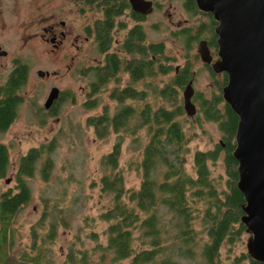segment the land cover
<instances>
[{"label": "rangeland", "instance_id": "rangeland-1", "mask_svg": "<svg viewBox=\"0 0 264 264\" xmlns=\"http://www.w3.org/2000/svg\"><path fill=\"white\" fill-rule=\"evenodd\" d=\"M37 1L0 0V10L5 20L3 26L0 23V39L5 43L11 42L14 53H18L22 61L29 65L26 82L20 91L23 96L18 105L17 117L0 134V141L9 150L8 171L0 178V194L9 188L16 190L18 164L23 154L34 146L44 144L48 150L53 147L52 142L55 144L54 150L50 152L53 167L49 177L46 178L41 172L42 160L49 155L45 150L37 162L34 174L27 178L32 197L22 206L12 223L11 248L18 260H21L20 257L25 252L36 253L41 245L44 258L51 260L52 264H70V252L75 253L77 258L87 253L88 264H130L131 257L114 260L112 251L104 252L100 246L107 243L105 231L110 223L101 219L100 213L113 204L112 195L102 189L101 177L104 172L109 171V167L103 164V156L113 149L118 137L123 136L119 167L123 171L126 186L139 187L142 176L140 162L143 147L149 139L148 130L142 127L133 134L112 130L104 137L96 134L94 127L87 123L88 116L101 114L105 105L112 114L118 102L111 97L109 89L89 95V78L82 76L79 71L71 73L61 60L52 61L51 57L46 56L41 42L34 41L26 45L24 38L27 33L37 29L33 24L38 11ZM156 1L158 4L149 16L148 39L165 42L166 56L169 57L167 63L173 67L192 59L197 69L194 87L198 94L193 99L197 105V113L190 116L185 112L178 117L189 138L186 170L196 175L194 152L197 149L215 148L224 138L218 123L204 117L198 97H211L216 93V80L220 76L212 75L202 60L195 57L198 39H191V48H188L187 37L180 29L193 26V35L197 34L202 28L208 27L207 16L191 13L184 0ZM208 34L209 32L204 31L201 35ZM97 56L95 46L88 44L86 65L95 63ZM11 67L12 62H8L7 58L0 59V84L5 83ZM39 68L51 72L58 70V73L45 79L37 73ZM173 75L174 70L145 80L151 86L147 98L128 101L136 109L133 121H137L138 113L147 100L153 106L166 104L155 92V87L164 86ZM114 84L112 82L110 87ZM52 85L65 91V97L57 103L55 111L44 106ZM144 85L138 84V87L142 88ZM183 90L184 88L180 89L179 95L184 102ZM87 99L88 102H85ZM94 100L97 102L95 106L89 107L86 104ZM224 155L225 150H222L219 159L210 164L220 189L226 186L227 179ZM51 225L56 228V232L52 238L47 239ZM196 227L202 228L199 222ZM135 235L138 236V231ZM250 236L251 233L245 231L233 243L224 244L221 256L225 264H248L246 259L238 261V258L244 252L249 253L247 241ZM33 245H36L35 249ZM144 246L149 247L148 244L135 240L136 250Z\"/></svg>", "mask_w": 264, "mask_h": 264}, {"label": "trees", "instance_id": "trees-1", "mask_svg": "<svg viewBox=\"0 0 264 264\" xmlns=\"http://www.w3.org/2000/svg\"><path fill=\"white\" fill-rule=\"evenodd\" d=\"M184 4L191 13H203L208 18V27L202 28L197 34L193 35V26L183 28L181 32L187 37V47L191 48V39L199 41L200 37L205 36L209 44L216 48L217 34L214 27L217 21L212 13L200 11L195 0H185ZM204 31L209 34L201 35ZM141 34L140 29L135 30L137 41L143 38ZM139 49L136 45V51ZM150 50V67H146V60H137L132 73L139 80L174 70V75L164 86L155 87V92L166 104H144L137 121H128L136 109H131L127 104L114 114L107 110L87 118V123L94 127L99 137L106 136L112 130L133 134L142 127H146L149 134L148 142L143 147L141 183L137 188L126 186L123 171L119 167L123 136H119L113 149L103 156V164L109 167V171L101 177L102 189L112 195L113 204L100 213L101 219L110 222L105 231L107 243L100 246L104 252L112 251L114 260L131 257L130 264H225L221 256L224 244L233 243L247 232L242 221L245 196L238 187V161L233 155L239 116L224 100L222 92H219L227 82L228 75L224 73L216 80L218 90L211 97L198 96L204 117L218 123L224 138L215 148L197 149L194 152L196 175H193L186 170L189 138L178 117L186 112L179 95L180 89L190 79L196 78L197 69L192 59H188L178 71L176 66L160 62L159 57L165 51L163 43L152 42ZM198 55L197 52V60ZM208 68L212 75H216ZM28 71V63L18 61L10 80L0 84V134L17 115L16 108L21 96L16 93L25 84ZM126 97L141 100L144 99V93L135 91L126 94ZM86 104L93 107L97 102L94 100ZM52 144L53 147L48 150L43 144L31 147L23 154L18 164L16 190L9 188L0 194V264H52L51 260L44 258L41 245L36 253H23L21 260L16 259L11 248L12 223L22 206L32 197L27 178L34 174L37 162L45 150L49 155L42 160L41 172L46 178L49 177L53 167L50 152L54 150L55 144ZM222 150H225L227 179L226 186L220 189L210 164L219 159ZM8 166L9 150L0 141V178L7 173ZM198 222L201 229L196 227ZM136 231L138 236L135 235ZM55 232L56 228L51 225L47 239L52 238ZM135 240L149 247L136 250ZM32 247L35 249L36 245ZM69 256L70 264L89 263L87 253H83L80 258L72 252ZM243 259L248 264H264L253 259L247 252L238 261Z\"/></svg>", "mask_w": 264, "mask_h": 264}, {"label": "flooded vegetation", "instance_id": "flooded-vegetation-1", "mask_svg": "<svg viewBox=\"0 0 264 264\" xmlns=\"http://www.w3.org/2000/svg\"><path fill=\"white\" fill-rule=\"evenodd\" d=\"M153 2L155 9L158 2L156 0H153ZM37 9L36 18L33 22L37 29L27 33L24 38L26 39V45L34 41L38 43L41 42L45 48L44 51L46 56L51 57L52 61L57 62L61 60L64 67L66 66L67 70L71 73L79 71L82 76L85 78L88 77V88H86L88 89L87 93H89V95L109 89L111 97L118 102V106L112 114L120 111L125 104L131 109H135L134 105L128 101L135 100L136 98H125L126 94L139 91L144 93V99L147 98L151 90V86L145 81L148 76L139 80L135 79L132 73L135 61L144 59L147 62L146 67H150V59L152 57L150 44L152 42H160L164 45L165 51L160 55L159 61L166 64L168 59L166 56L165 42L148 39L147 26L150 25L149 16L151 12L143 13L137 11L133 7L131 0H38ZM200 14L205 15L203 13ZM206 21L208 22V18ZM4 22L5 20L0 10V23H2V26ZM136 29H140L142 32L141 35H143V38H140L138 41L135 38ZM181 31L183 32V28L180 29V32ZM203 38L207 39L209 44V39L207 37H200L199 41ZM217 38L218 35L216 37V42ZM9 39L10 38H7V40ZM2 41L3 40L0 39V59L3 60L7 58L8 62H12L10 72L5 77L6 82L10 80L13 70L17 67L18 61H22V58L18 53H14V47L11 46V42L5 43ZM16 42H18V39ZM88 44H93L95 46L98 56L95 63L86 65ZM136 45L140 48L138 51H136ZM209 47L213 54L214 61L219 57L218 42L216 48L210 44ZM141 49H143V52ZM198 54L204 66L207 68L210 67L215 74H218L220 77L223 76L224 73L227 74L225 71L215 72L211 63L204 61L199 52ZM184 64L185 62L176 65V71ZM40 70L44 71V75L40 74ZM37 73L46 79L50 78L51 75H56L58 70L51 72L48 69L44 70L43 68H39L37 69ZM112 82L115 84L113 87H110ZM138 84L145 85L139 88ZM53 86L55 85H52V87ZM21 90L22 87L16 95H20L22 100L23 93L21 94ZM120 94H122L121 98L119 97ZM196 94H198L197 90H195L193 99H195ZM64 97L65 91L60 89L59 96L47 109L55 111L57 103ZM85 102H88V99ZM149 104L150 102L147 100L145 106ZM16 109L18 113V105ZM104 109L102 113L107 111L108 107L105 105ZM16 117L17 115L13 121H15ZM133 120L134 115L128 119V121Z\"/></svg>", "mask_w": 264, "mask_h": 264}, {"label": "water", "instance_id": "water-1", "mask_svg": "<svg viewBox=\"0 0 264 264\" xmlns=\"http://www.w3.org/2000/svg\"><path fill=\"white\" fill-rule=\"evenodd\" d=\"M195 1L200 10L211 12L218 22L215 32L219 57L213 61L205 38L197 49L215 72L225 71L228 75L222 94L239 116L233 155L238 161V187L245 196L242 221L251 233L247 248L253 259L264 262V0ZM131 2L139 12L154 10L153 0ZM194 93L191 79L183 90L184 108L190 116L197 113ZM59 94L60 87L53 86L45 107L49 108Z\"/></svg>", "mask_w": 264, "mask_h": 264}]
</instances>
